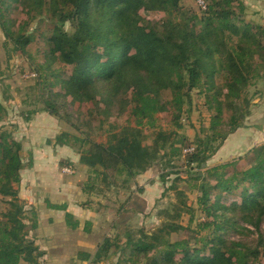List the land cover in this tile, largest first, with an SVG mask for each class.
Wrapping results in <instances>:
<instances>
[{"label": "trees", "instance_id": "trees-1", "mask_svg": "<svg viewBox=\"0 0 264 264\" xmlns=\"http://www.w3.org/2000/svg\"><path fill=\"white\" fill-rule=\"evenodd\" d=\"M180 2L0 0V28L12 52L30 55L33 21L43 19L52 30L42 53L46 69L37 63V70L46 76L40 88L53 91L41 112L58 118L65 106L57 102L71 98L78 109L85 108L88 126L96 122L104 131L98 137L91 132H81L82 136L63 132L56 138L58 144L78 149L81 162L89 167L85 191L97 188V181L109 187L118 179L126 184L158 161L161 181L167 182L187 143L178 129H182L180 117L191 93H208V105L215 110L209 127L213 134L186 146L195 149L186 162L197 171L187 181L194 183L204 220L193 229L196 209L173 182L169 189L176 199L159 212L162 220L156 228L106 237L94 255L80 253L79 259L88 264H105L112 254H118L115 264H264V145L237 159L207 165L250 114L251 101L244 99V114L231 117L229 131L218 130L224 101L215 80L222 78L226 98L234 107L259 76L256 69H264V27L244 21L243 0H205L201 17L185 11ZM14 9L26 19H12ZM142 12H160L164 17L155 26L145 23ZM66 67L71 69L67 76ZM166 92L169 99H164ZM115 110L127 116L123 126L115 130L110 124L104 129ZM162 114L171 116L168 125L175 129H164ZM8 119L0 102V196L8 205L0 216V264H41L39 247L25 224L30 219L31 226L37 227V213L27 214L18 196L25 166L23 147L13 131L3 127ZM51 207L66 210L64 205ZM184 215L190 216L187 226L181 223ZM65 220L77 228L70 213ZM192 230L197 233L193 241L173 240L174 235ZM236 234L256 238L237 240Z\"/></svg>", "mask_w": 264, "mask_h": 264}, {"label": "rangeland", "instance_id": "rangeland-1", "mask_svg": "<svg viewBox=\"0 0 264 264\" xmlns=\"http://www.w3.org/2000/svg\"><path fill=\"white\" fill-rule=\"evenodd\" d=\"M245 4V11L242 14L243 19L251 27L262 26L264 27V0H243ZM181 5L185 11L197 14L202 16V10L197 5V0H181ZM142 15L145 19V23L149 22L155 26L158 25L159 21L163 19V13H145L142 12ZM12 19L17 22H22L26 19L25 14L18 9H14L11 12ZM66 30L69 32L72 31L70 25L67 24ZM52 30L45 24L43 19H37L33 21L29 27V33L33 35V41L31 43V48L29 47L30 55L21 54L20 52H12L10 45L5 46L6 40L4 34L0 28V102L5 107L8 112V121L3 124V127L14 131V134H18L19 123H29L30 119L33 118L41 112L44 104L43 101L48 99L51 96V90L41 89L42 83L44 82L46 76H42V71L37 70V63H43V71L46 69V63L42 56L47 44L45 39L51 34ZM256 61L259 64H262L261 58L255 57ZM259 71V76L253 80L246 91L243 93L241 100L233 107L230 99L226 98L227 89L223 88V80L221 77H217L216 89L221 91L222 94L219 95V98L224 101L223 104V116L222 124L218 127V130L221 132H226L231 129L233 126L231 117L240 116L244 114L246 100L250 102V114L243 118L241 121V126L246 125L250 120V115L252 113L253 101L257 98H264V69H256ZM71 72L69 67H66L64 70L65 76ZM32 74H36L35 77H32ZM25 76H28L27 78ZM45 77V78H44ZM41 83V84H40ZM59 89V88H58ZM57 91V89H54ZM208 93L194 90L191 93V100L186 103L183 107L180 123L182 124V129H178L179 134L184 135L187 139V145L194 144L195 140L198 137L205 138L207 135L213 134L212 130L209 129L211 125V120L215 114V110L211 109L208 105ZM212 95V94H210ZM170 93H164V99H169ZM60 106L64 105L65 107L60 111V117L58 120L64 121L68 126V132L78 136H82L81 132H91L94 136L98 137L103 134V132L98 128V124L93 122L91 126L87 124V118L85 114V108L78 109L73 103L71 98H62L57 102ZM64 116L69 119L67 122ZM164 117L163 122L164 129H175L171 125L169 126L168 120L170 121L171 116L168 114H162ZM127 116L125 114H119L118 110H115L107 119L104 129L108 125H114L115 130H119V127L123 126ZM2 125V124H1ZM119 126V127H118ZM17 138H20L16 135ZM28 136H24L23 140L26 141ZM219 142V141H218ZM186 146L183 148L185 149ZM79 153L78 149H74ZM212 158V157H211ZM210 158V159H211ZM209 159V161H210ZM187 154L182 155L177 158L174 162L173 172L175 174L170 175L166 180L167 182L163 183L161 181V166L159 161L156 162L151 168H149L145 173L139 175L135 181H132L129 186L122 184L121 180L118 179L117 185H113L108 189V192L101 194L97 199H101L102 202L106 204L114 203V206H111L110 210L113 214H108L105 216L106 224H115L114 232L124 233L127 230L137 231L138 229H145L151 231L156 228L161 223V217L159 212L161 210L167 209L170 207V204L175 201L176 196L175 192L170 188V185L175 182L177 187L181 190H184L188 197V203L195 207V221L192 224L193 229L196 227L198 221H203L204 216L201 213L200 209L196 204V197L198 195L196 190H193L192 183L188 182V178L192 175L195 176L197 171L195 166H187ZM27 163V162H25ZM72 164V163H70ZM215 164V163H213ZM208 162V167L210 165ZM67 165L65 162L59 165V171H57V178L52 179L50 185H55L57 180L59 181H70L72 185H75V189L79 187L77 180L79 176H84L88 174V170L81 166L77 167V164H72V172L67 175L61 173L60 169ZM75 171V173H74ZM202 172H204L202 170ZM89 177V176H88ZM87 180L82 181V184H86ZM97 188H94L95 192L100 190V182ZM157 183V186L149 188V193L144 197V185H153ZM194 184V183H193ZM102 185V183H101ZM140 185H143V189ZM150 186V185H149ZM108 188V187H107ZM119 188L120 190H116ZM154 188V190L152 189ZM117 191L116 193H113ZM145 198V199H144ZM6 199V198H5ZM2 196H0V216L3 213L8 205L7 202ZM106 212V211H105ZM111 215V216H110ZM189 215H184L181 219V223L184 226L189 225ZM103 222V221H102ZM264 229V224H263ZM113 232V233H114ZM112 233V234H113ZM197 233L192 230L184 231L181 235H174L173 240L190 238L192 241L196 237ZM233 237L237 240H247L253 241L256 238V235L250 234L248 236L236 234ZM103 240L102 237L98 239V243ZM98 244V246L100 245ZM97 246V247H98ZM118 254H112L111 258L105 262V264H115L117 261ZM81 262V261H80ZM83 263V262H81ZM69 264H80L78 258L71 259ZM88 264V263H86ZM143 264V263H141Z\"/></svg>", "mask_w": 264, "mask_h": 264}, {"label": "crops", "instance_id": "crops-1", "mask_svg": "<svg viewBox=\"0 0 264 264\" xmlns=\"http://www.w3.org/2000/svg\"><path fill=\"white\" fill-rule=\"evenodd\" d=\"M251 111L250 121L228 135L217 153L208 161L209 164L237 159L252 148L264 145V98L257 97L253 101ZM68 131L64 121L47 112H38L29 123H19L18 134L13 131L15 139L22 144L25 164L21 170L18 196L27 214L32 210L37 213V227L31 226L30 219H27L25 224L29 236L39 247L41 264H69L71 259L77 258L80 264H86L88 262L79 259L80 253L94 255L100 243L98 239L102 237L104 240L117 232H114L115 224L112 222L108 225L104 219L106 215L113 214L110 208L114 203L106 204L97 197L108 192V189L118 182L109 187L104 181H100L98 192L85 191L84 184L81 186V183L87 180L86 174L79 176L77 189L70 181L57 180L55 185H50V181L58 177L57 171L63 162L67 164L65 166L71 167L74 163L77 167L89 170V167L81 162L80 153L68 145L57 143V136ZM19 134L20 138H17L16 135ZM26 135L28 139L24 141ZM62 169L60 171L63 174H73L64 173ZM135 179L129 180L126 186L130 188V183ZM149 185H140L145 189L144 197L149 193V188L156 187L157 183ZM51 205H64L66 210L55 209ZM66 213H70L78 222L77 228L68 226Z\"/></svg>", "mask_w": 264, "mask_h": 264}, {"label": "built area", "instance_id": "built-area-1", "mask_svg": "<svg viewBox=\"0 0 264 264\" xmlns=\"http://www.w3.org/2000/svg\"><path fill=\"white\" fill-rule=\"evenodd\" d=\"M197 5H198V7H200L201 10H205L206 9V2H205V0H197ZM31 76L32 77H35L36 74H32ZM25 77L27 78L28 76H25ZM194 150H195L194 147L193 146H190V147L185 148L183 150V153L185 155V154H188V153H192ZM62 171L64 173H71L72 172V168L69 167V166H65L62 169Z\"/></svg>", "mask_w": 264, "mask_h": 264}]
</instances>
